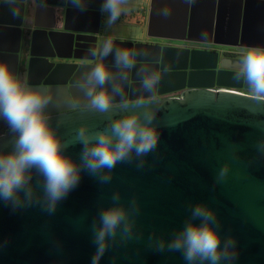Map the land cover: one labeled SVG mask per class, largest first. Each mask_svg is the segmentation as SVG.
I'll use <instances>...</instances> for the list:
<instances>
[{
    "label": "water",
    "instance_id": "obj_1",
    "mask_svg": "<svg viewBox=\"0 0 264 264\" xmlns=\"http://www.w3.org/2000/svg\"><path fill=\"white\" fill-rule=\"evenodd\" d=\"M15 3L19 13L10 21L8 4L0 0V62L8 63L30 88L46 90L52 101L45 113L59 135L73 140L81 127L101 130L109 119L146 108L155 116L160 139L157 149L144 158L143 169L135 162L120 163L108 184L82 171L78 186L60 201L54 213L35 203L14 209L0 199V264H91L96 252L93 221L103 207L113 204L116 192L121 194L122 204L133 198L138 201L136 231L143 235L126 244L117 240L100 264H186L179 252L150 246L149 237L155 233L157 238L171 239L197 203L212 207L221 221L222 235L237 240L239 255L234 264H264V157L256 150V144L264 140V99L235 89L197 87L204 84L193 82L196 73L192 70L175 74L174 69L181 67L213 71L219 53L216 49L103 37L108 31L121 32L120 26L109 24L107 14L101 12L103 0L93 4L85 0L86 10L81 13L93 15L91 29L71 24L72 14L80 11L68 0ZM250 3L258 4L254 16L249 12ZM151 5L149 35L189 40L204 29L207 38L227 36L241 41L255 37L264 41V0H151ZM165 8L170 15L162 14ZM8 30L13 32L12 46L7 44ZM108 40L130 53L132 66L124 70L121 79V70L111 66L113 56L106 58L116 77L109 87L114 82L123 93L113 100L111 112L101 113L84 95L82 78L100 62L92 50ZM181 59L184 65L174 63ZM206 59L213 63L198 64ZM145 69L149 75L160 76L152 93L141 88ZM233 72L218 70L212 78L226 86L250 87ZM179 78L182 85L169 86ZM185 85L192 88L180 95L152 97ZM14 138L10 128L0 134V150H12ZM81 150L82 145L76 143L66 154L79 161ZM229 162L232 167L227 181L216 185L217 172ZM40 181L34 172L32 184L38 195H42V187H36Z\"/></svg>",
    "mask_w": 264,
    "mask_h": 264
},
{
    "label": "clouds",
    "instance_id": "obj_2",
    "mask_svg": "<svg viewBox=\"0 0 264 264\" xmlns=\"http://www.w3.org/2000/svg\"><path fill=\"white\" fill-rule=\"evenodd\" d=\"M74 10H86L85 0H68ZM4 3L19 9L15 0ZM129 0H103L101 12L107 14V22L115 23L128 8ZM167 16V8L161 10ZM92 55L100 58L83 74L84 95L91 105L101 113L113 110V100L123 93L116 83L111 66L124 70L132 66L130 53L116 48L111 40L92 50ZM113 56L114 63H106ZM243 77L255 97L264 99V47L249 49L240 61ZM160 76L142 70L141 88L152 93ZM46 90L30 88L21 82L8 63L0 62V118L7 121L11 133L15 134L12 150H0V199L12 204L13 208L40 204L49 214L54 213L60 201L78 186L81 173L87 170L97 177L101 184L112 180L115 167L120 163H136L138 169L146 164L144 159L157 149L160 131L155 116L146 108L130 112L115 119H109L101 130L81 127L73 140L59 135L49 124L45 110L51 103ZM82 145L79 161L66 154L73 144ZM257 153L264 157V140L256 144ZM231 163H225L217 172L215 184L227 181ZM39 175L42 195L34 188L33 174ZM21 193L23 195H21ZM119 192L112 196L113 204L103 207L92 224L93 243L96 252L91 264H100L110 246L126 244L137 235L136 217L140 205L133 200L125 205L120 203ZM150 246L158 251L179 252L186 264H234L239 255L237 240L222 235V225L217 212L205 203L191 206L190 217L183 227L172 234L171 239L149 237Z\"/></svg>",
    "mask_w": 264,
    "mask_h": 264
},
{
    "label": "crops",
    "instance_id": "obj_3",
    "mask_svg": "<svg viewBox=\"0 0 264 264\" xmlns=\"http://www.w3.org/2000/svg\"><path fill=\"white\" fill-rule=\"evenodd\" d=\"M88 3H95V0H87ZM201 4H205V2H200ZM16 4V3H15ZM17 6V5H16ZM249 12L254 16L258 11V4L250 3L248 5ZM8 16L10 21H13L17 18L18 13L14 15L15 6L7 5ZM18 8V6H17ZM128 10L123 13L120 18L113 24L120 26L121 32H107L103 35V37H110L112 39L117 40H125V41H140V42H157L158 38L168 39V37H157L153 35L147 34V29L150 20V11L152 9L151 0H129L127 5ZM203 20V17L201 18ZM43 23L48 22L47 19L42 20ZM94 17L91 13H74L71 16V24L73 26H79L86 29H91L93 27ZM40 26V25H39ZM41 27V26H40ZM58 28H62L59 26ZM175 29H172V32ZM204 29H200L198 32V36L195 39H189L190 44L192 46H209L214 49H239L246 48L247 50L253 47H264V41H259V39L255 37H250L248 39L234 40L227 36L216 37L213 36L210 38L204 37L203 35ZM8 45L12 46L14 42L13 32L8 30ZM205 34V33H204ZM13 39V41H12ZM180 38H175L176 41ZM172 43V41H171Z\"/></svg>",
    "mask_w": 264,
    "mask_h": 264
},
{
    "label": "flooded vegetation",
    "instance_id": "obj_4",
    "mask_svg": "<svg viewBox=\"0 0 264 264\" xmlns=\"http://www.w3.org/2000/svg\"><path fill=\"white\" fill-rule=\"evenodd\" d=\"M181 41H176L175 38H168V39H164L162 40V38H158L159 43H161L162 45L165 44H172V45H179V46H190V47H196V46H192L190 44L191 41L187 40V39H178ZM172 41V43H171ZM199 48H207V49H214V48H210L209 46H197ZM219 53H218V59L216 62V66L214 68V70H206L205 67H200V68H189L187 67L186 69H184L183 67L181 68H177L174 69L177 72H175L176 75H182V71L183 70H192L194 71V79L193 82L198 83V84H204V85H198L197 87H205V88H211V89H221V88H229V89H235L241 92H246V93H252V91L250 90L249 87H245V86H240V87H235V86H226V85H222V84H218L216 81H214V79L212 78V75L215 74L218 70H229V71H235L237 72V74L240 73L241 70V65H240V61L243 57V55L248 51L246 48H239V49H234V50H229V49H216ZM178 65H184L185 62L183 59H181L180 61H176L174 62ZM173 63V64H174ZM206 63H213L212 60H199L198 64L200 65H205ZM212 69V68H210ZM233 72V73H235ZM153 73V72H152ZM199 75H206L205 77H200ZM213 83L212 85H206L205 83ZM183 80L182 79H177L176 81H172L170 85H175V84H183ZM192 88L191 86L185 85L181 88L178 89H173L170 90L168 92L165 93H160V94H155L154 96H152L153 98H158V97H168V96H177L180 95L183 91H185L186 89ZM139 92V91H137ZM136 94V93H135ZM253 94V93H252ZM122 95V94H121ZM120 95V96H121ZM129 99L127 98L126 101H128ZM9 129V126L7 124L6 120H0V134L4 133L6 130Z\"/></svg>",
    "mask_w": 264,
    "mask_h": 264
}]
</instances>
